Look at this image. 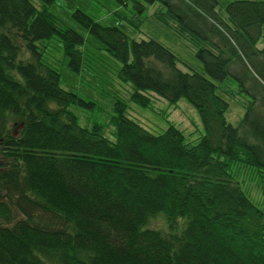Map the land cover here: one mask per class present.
<instances>
[{"label":"trees","instance_id":"trees-1","mask_svg":"<svg viewBox=\"0 0 264 264\" xmlns=\"http://www.w3.org/2000/svg\"><path fill=\"white\" fill-rule=\"evenodd\" d=\"M39 1L0 0V264H264V0H150L179 18L196 66L76 9L98 42L86 44L49 10L54 0ZM46 38L73 70L114 57L140 106L185 97L203 133L186 140L169 118L152 132L122 97L114 139L80 124L69 104L95 101L60 85ZM235 92L238 124L224 96Z\"/></svg>","mask_w":264,"mask_h":264},{"label":"rangeland","instance_id":"rangeland-1","mask_svg":"<svg viewBox=\"0 0 264 264\" xmlns=\"http://www.w3.org/2000/svg\"><path fill=\"white\" fill-rule=\"evenodd\" d=\"M34 2L41 5L39 0ZM158 4L159 2L150 0H54L48 8L61 23L81 32L85 36L86 44L97 45L98 42L94 35L74 17L73 11L76 9H82L101 22L119 25L136 39L156 38L173 49L187 65L196 66L194 62L197 61L194 59L189 38L180 35L175 28L179 18L174 19L172 15H168V12L166 19L162 18V15L154 12L158 9L156 7ZM165 10L167 8H163V11ZM44 42L48 44V53L60 71V85L73 90L85 99L95 101L91 107L76 103L69 104L68 108L74 111L80 124L100 123L104 126V133L114 139V124L110 122L114 113L113 101L117 97H122L127 103V114L152 132L164 129L167 126L166 119L169 118L184 130L186 140L195 142L203 133L201 117L196 107L185 97L179 98L177 103L173 104L166 98L153 94V102L150 106H140L128 98L132 84L118 76L119 62L114 57L108 55L105 60L106 66L97 71L73 70L68 65V56L60 46L58 38H46ZM259 42L261 47L264 46V36H261ZM226 82L230 86H236L230 77L226 78ZM238 93L224 94L229 101L226 115L234 124L240 122L242 102L245 99L244 93ZM255 189L257 191L256 186L253 185V194L257 196L259 193ZM161 221L162 218L152 220L153 223Z\"/></svg>","mask_w":264,"mask_h":264},{"label":"crops","instance_id":"crops-1","mask_svg":"<svg viewBox=\"0 0 264 264\" xmlns=\"http://www.w3.org/2000/svg\"><path fill=\"white\" fill-rule=\"evenodd\" d=\"M263 32H264V27H263V30H262V34H263ZM262 34H261V36H264V35H262ZM260 38H261V37H260ZM259 40H260V39H259ZM259 40H258V42H257V46H259V47L261 48V46H260L261 44H260ZM262 47H263V46H262ZM242 112H243V111H242ZM241 116H242V115H241Z\"/></svg>","mask_w":264,"mask_h":264},{"label":"flooded vegetation","instance_id":"flooded-vegetation-1","mask_svg":"<svg viewBox=\"0 0 264 264\" xmlns=\"http://www.w3.org/2000/svg\"><path fill=\"white\" fill-rule=\"evenodd\" d=\"M15 133H16V131L13 132V134H15Z\"/></svg>","mask_w":264,"mask_h":264},{"label":"water","instance_id":"water-1","mask_svg":"<svg viewBox=\"0 0 264 264\" xmlns=\"http://www.w3.org/2000/svg\"><path fill=\"white\" fill-rule=\"evenodd\" d=\"M20 125H22V123Z\"/></svg>","mask_w":264,"mask_h":264}]
</instances>
